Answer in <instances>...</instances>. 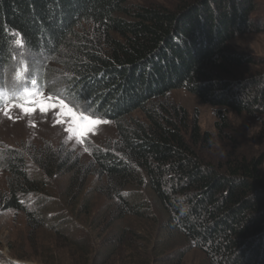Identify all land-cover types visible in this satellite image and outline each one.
<instances>
[{"label": "trees", "instance_id": "16d2710c", "mask_svg": "<svg viewBox=\"0 0 264 264\" xmlns=\"http://www.w3.org/2000/svg\"><path fill=\"white\" fill-rule=\"evenodd\" d=\"M128 1L0 0V86L16 57L33 73L23 53L59 54L72 97L113 121L117 134L86 164L61 150L30 154L35 177L22 154L10 155L0 210L22 212L32 236L67 218L46 215L52 205L77 209L72 220L110 234L108 255L81 247L83 261L73 264H108L125 251V264H181L192 249L211 264H264L263 157L233 149L222 160L206 158L213 134L168 99L185 89L213 106L217 138L233 130L229 112L264 116V59L229 45L257 30L256 0H175L169 8ZM43 72L34 73L41 86ZM135 111L143 120L132 117ZM63 175L68 198L56 202L50 183ZM91 175L104 185L99 180L83 194ZM56 221L63 238L58 221L66 222Z\"/></svg>", "mask_w": 264, "mask_h": 264}, {"label": "rangeland", "instance_id": "374dc122", "mask_svg": "<svg viewBox=\"0 0 264 264\" xmlns=\"http://www.w3.org/2000/svg\"><path fill=\"white\" fill-rule=\"evenodd\" d=\"M131 5H149L160 4L165 7H172L175 0H129ZM258 7L257 12L251 17L257 27V30H252L249 33L239 35L232 39L229 43L230 47L237 52L253 56L257 59H264V0H256ZM259 25V27H258ZM263 29V30H260ZM25 59L29 61L33 68L31 75L26 74V78L30 80L35 78V74L39 71H44L46 82L41 86L37 82L36 90L43 92L45 99L48 96L59 97L64 99L70 106L78 109H83L86 106L72 97L70 90L66 88L67 78L69 76L65 65H61L60 57L52 55L47 58L41 57L34 53H23ZM24 59V58H21ZM36 63L33 64L32 61ZM24 60L17 61V64L11 69H6L4 72L0 86V93L11 96L16 90V82L14 80L15 71L21 68ZM64 69V70H63ZM28 87H32L29 83ZM168 99L175 104L183 107L190 115L196 117L201 131H210L214 136V144L211 149L204 150V156L211 161L216 162L224 158L227 150L235 149L246 156H262L263 162L261 165V176L264 182V116L263 117H250L247 115L237 116L229 112L228 117L232 123L233 130L226 138H217L215 136L214 122L216 120L214 111L215 108L209 104L203 103L196 95L189 93L185 89L173 90L168 94ZM50 103L53 101H49ZM4 105L0 104V193L7 191V181L9 173L5 168V161L10 155L20 153L27 163V168L32 174L36 176L33 171L32 163L29 160L30 154H35L39 151L45 152H59L62 154L67 153L71 157H81L82 163L86 164L91 161V156L94 151L108 148L116 139V127L113 121L101 118V120L108 121L106 124L96 126L84 139L83 143L70 133L65 131L68 126L66 123L61 125L56 123V119H63L58 116L56 111H52V118L46 114H31L24 115L20 109L12 108L8 116L3 114ZM92 118H98L90 112ZM132 117L143 120V116L139 111H135ZM9 116L11 119H9ZM100 119V118H99ZM72 136L71 139L69 137ZM87 149V151H85ZM41 155V152L38 153ZM40 177V175H37ZM102 181L100 187L103 186L105 178L100 176L91 175L84 187L83 194L93 185H97V181ZM51 197L59 202L58 199L62 195L68 198L66 176L52 177L51 183ZM82 194V195H83ZM102 203L100 197L96 194L91 196V199ZM81 200L79 201V211L82 210ZM99 206V205H98ZM52 208L46 209V215L54 216L62 213L67 214V218L59 217L66 222L58 221L61 223L63 238H58L55 227L56 220L52 219L48 224L43 225L36 235H30L29 228L25 224L24 214L22 212H14L11 210H0V264H73V261L81 262L82 252L84 248H89L93 254L97 249L100 250V256L110 249L112 239L110 234L105 231L99 236L98 230H93L90 225H81L78 221L73 219L74 213L65 206L52 205ZM29 209H34L32 205ZM92 212L97 213L96 208L92 207ZM73 214V216H72ZM69 219V220H66ZM128 219L127 221H129ZM56 221V222H55ZM58 225V224H57ZM70 242V243H68ZM75 241V242H73ZM79 243V244H77ZM72 248V249H71ZM109 251V250H108ZM109 252L106 253L108 255ZM112 253V250H111ZM110 253V255H111ZM115 258L108 264H125L127 261L128 251L123 252L122 255ZM114 259V258H113ZM181 264H211L207 259L206 253L199 249L190 250L183 258Z\"/></svg>", "mask_w": 264, "mask_h": 264}, {"label": "snow or ice", "instance_id": "6c2138e0", "mask_svg": "<svg viewBox=\"0 0 264 264\" xmlns=\"http://www.w3.org/2000/svg\"><path fill=\"white\" fill-rule=\"evenodd\" d=\"M17 46L23 47L24 42L22 38H18L14 41ZM36 63L35 60L32 61ZM26 74L29 73L27 64H23L21 68L17 69L14 74V80L16 82V90L9 96L7 94L0 93V103L4 105L3 114L8 116L9 111L12 108H18L24 115L46 114L49 118H52V111H56L58 116H62L63 119H56L57 124H67L65 128L67 133L72 134L78 140L83 143L87 135L92 132L96 126L106 124L108 121L101 120L99 118H92L89 114L90 105L83 109H78L70 106L64 99L59 97L48 96L46 99L44 93L36 90L37 79L31 78L28 80ZM31 84V88L28 84ZM53 101V102H49ZM9 119L11 117L9 116ZM72 136L69 137L71 139ZM87 151V149H85Z\"/></svg>", "mask_w": 264, "mask_h": 264}]
</instances>
